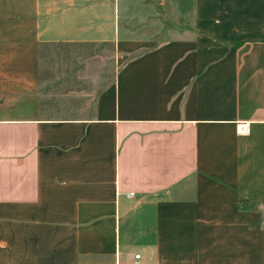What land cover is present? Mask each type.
I'll use <instances>...</instances> for the list:
<instances>
[{
	"label": "crops",
	"instance_id": "crops-1",
	"mask_svg": "<svg viewBox=\"0 0 264 264\" xmlns=\"http://www.w3.org/2000/svg\"><path fill=\"white\" fill-rule=\"evenodd\" d=\"M0 264H264V0H0Z\"/></svg>",
	"mask_w": 264,
	"mask_h": 264
},
{
	"label": "rangeland",
	"instance_id": "rangeland-1",
	"mask_svg": "<svg viewBox=\"0 0 264 264\" xmlns=\"http://www.w3.org/2000/svg\"><path fill=\"white\" fill-rule=\"evenodd\" d=\"M44 51L41 70L43 86L45 82L47 84L52 83L60 77L55 74L58 73L59 69L65 72L67 68H76L79 70L78 72L86 71L87 77L85 79L87 80L85 81L88 84L95 83L98 84L99 88H103L112 81L118 68L116 53L110 44L104 46L75 45L72 47L63 45L48 47ZM62 78L63 85L73 87L79 85L77 81L67 83V75H63ZM85 81H82V84H85Z\"/></svg>",
	"mask_w": 264,
	"mask_h": 264
},
{
	"label": "built area",
	"instance_id": "built-area-1",
	"mask_svg": "<svg viewBox=\"0 0 264 264\" xmlns=\"http://www.w3.org/2000/svg\"><path fill=\"white\" fill-rule=\"evenodd\" d=\"M134 193L131 192L130 195H133ZM140 257V254H136V258H139Z\"/></svg>",
	"mask_w": 264,
	"mask_h": 264
}]
</instances>
